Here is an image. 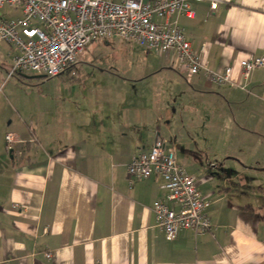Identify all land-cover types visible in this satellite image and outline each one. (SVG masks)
<instances>
[{
  "label": "crops",
  "instance_id": "0c3cea01",
  "mask_svg": "<svg viewBox=\"0 0 264 264\" xmlns=\"http://www.w3.org/2000/svg\"><path fill=\"white\" fill-rule=\"evenodd\" d=\"M190 10L192 17L172 21L194 53L203 47L209 71L223 75L230 66L225 84L151 50L143 62L154 64L85 88L77 99L75 85L36 89L20 81L40 76L9 77L7 57L0 69V264H264V67L247 78L240 67L264 57V0H222L213 11L209 2L190 3ZM158 140L174 149L209 202L208 232L182 230L164 241L153 204L179 210L165 181L128 177L131 159Z\"/></svg>",
  "mask_w": 264,
  "mask_h": 264
},
{
  "label": "built area",
  "instance_id": "2783aa9c",
  "mask_svg": "<svg viewBox=\"0 0 264 264\" xmlns=\"http://www.w3.org/2000/svg\"><path fill=\"white\" fill-rule=\"evenodd\" d=\"M205 1L213 11L222 0H0V8L16 7L22 13L20 19L11 21L0 16V42L17 52L8 55V76L31 72L44 78L58 77L75 66L78 54L91 42L117 36L147 50L173 53L174 62L190 74L204 72L212 83L225 84L230 66L223 75L209 71L203 47L194 53L183 30L172 21L181 14L192 17L190 3ZM240 67L243 78H247L253 69L264 67V57L244 60ZM5 140L10 145L11 135ZM126 173L133 179L157 175L165 181L167 199L179 210L175 212L161 202L153 204L152 212L164 241H175L182 230L199 236L211 229L205 213L209 202L200 194L195 179L177 164L172 147L165 148L160 140L156 141L148 152L131 159ZM42 233L46 235L48 228ZM44 256L50 260L52 254L47 251Z\"/></svg>",
  "mask_w": 264,
  "mask_h": 264
},
{
  "label": "rangeland",
  "instance_id": "374dc122",
  "mask_svg": "<svg viewBox=\"0 0 264 264\" xmlns=\"http://www.w3.org/2000/svg\"><path fill=\"white\" fill-rule=\"evenodd\" d=\"M0 16L4 20H16L22 17L21 9L16 7H9L3 6L0 8ZM36 26H40V24L35 23ZM128 40H124L119 37H113L111 40H108L104 43V40L99 39L88 46H86L83 50V53L78 57L77 63L75 68L79 71V74L75 76L70 75L69 77L62 76V77H55V78H42L41 79H34V80H26L21 79V83L26 85L35 86V88H41L42 85L51 84L53 86L56 85H68L70 86L75 85L77 86L76 91H72V96L74 98H81L85 96L87 93L83 91L85 88H89L90 86H98L104 85L107 82V79L112 78V82H114L115 77L120 79L119 75H122V72L127 70L128 73L131 75L133 74L134 70L138 68L145 67V64L151 65L154 64L155 61H147L143 59V54L146 52L153 53L154 51H146L143 48H139L135 44L127 45L126 42ZM15 49L6 43L0 42V69H7V57L10 53H14ZM153 56L150 55V58ZM9 61V59H8ZM112 69V71L110 70ZM103 70L104 72L113 73L112 75H105L103 73H99ZM118 70V71H117ZM74 71V70H73ZM130 74H126L129 77ZM26 76H41L35 73L27 72L25 73ZM75 77V78H74ZM62 81V83H61ZM82 82L79 84V82ZM6 81V74L4 78L1 80V84L3 87L7 84ZM160 83H164L161 81ZM42 84V85H40ZM40 85V86H37ZM74 87H72L73 89Z\"/></svg>",
  "mask_w": 264,
  "mask_h": 264
},
{
  "label": "water",
  "instance_id": "95a60500",
  "mask_svg": "<svg viewBox=\"0 0 264 264\" xmlns=\"http://www.w3.org/2000/svg\"><path fill=\"white\" fill-rule=\"evenodd\" d=\"M31 79H33V78H37V76H34V77H30Z\"/></svg>",
  "mask_w": 264,
  "mask_h": 264
},
{
  "label": "trees",
  "instance_id": "16d2710c",
  "mask_svg": "<svg viewBox=\"0 0 264 264\" xmlns=\"http://www.w3.org/2000/svg\"><path fill=\"white\" fill-rule=\"evenodd\" d=\"M17 75H21L20 73H17ZM42 76H40V78H41ZM43 78V77H42Z\"/></svg>",
  "mask_w": 264,
  "mask_h": 264
}]
</instances>
